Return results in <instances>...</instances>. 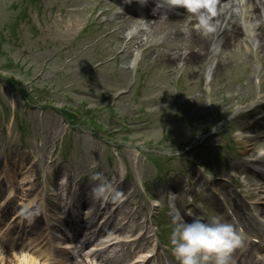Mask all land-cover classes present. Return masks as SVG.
Listing matches in <instances>:
<instances>
[{
  "label": "rangeland",
  "instance_id": "obj_1",
  "mask_svg": "<svg viewBox=\"0 0 264 264\" xmlns=\"http://www.w3.org/2000/svg\"><path fill=\"white\" fill-rule=\"evenodd\" d=\"M259 25L243 24L247 29L232 45L212 42L210 54L193 64L184 57L197 48L177 34L186 26L180 18L147 25L146 18L117 0H0V193L7 185L3 168L14 174L13 196L2 203L0 226L32 199L36 204L26 213L32 217L26 233L39 232L34 214L39 210L62 226L61 221L68 220L62 198L71 200L74 212L87 208L92 198L99 202L92 187L100 178L92 173L100 172L117 192L112 199L123 200L115 208V215L122 217L121 229L105 236L142 232L135 251L118 247L117 264L156 245L151 264H179L168 237L175 216L158 183L178 191L181 199L188 173L203 205L197 214L221 217L219 205L203 187L204 175L183 167L180 155L204 162L213 183L225 185L230 196L235 182L225 179L227 171H240L245 154L264 147V100H256L264 93V50L255 40ZM133 28L137 30L130 37ZM136 52L142 55L134 65ZM172 55L175 60L169 61ZM209 64L214 74L207 84ZM64 110L82 121L67 119ZM91 118L108 136L96 125L91 128ZM240 130L256 135L253 151L234 136ZM202 137L208 146L195 150ZM151 150L156 155L147 154ZM22 172L27 181L21 180ZM253 179L246 175L241 191ZM71 185L78 197L69 195ZM153 199L159 207L151 205ZM85 233L80 231L71 242L83 258L73 256L70 261L93 260L83 253L97 243L81 247ZM156 233L163 244L155 241ZM11 236L9 232L7 239ZM62 237L54 240L63 243ZM24 242L18 237L11 252H5L7 243H0V264H20L23 250L17 245ZM100 255L106 257L94 253Z\"/></svg>",
  "mask_w": 264,
  "mask_h": 264
},
{
  "label": "bare ground",
  "instance_id": "obj_2",
  "mask_svg": "<svg viewBox=\"0 0 264 264\" xmlns=\"http://www.w3.org/2000/svg\"><path fill=\"white\" fill-rule=\"evenodd\" d=\"M132 11V10H131ZM183 13L185 12V16L180 19L183 20L186 24L184 30H177V34L185 39H188L191 44L195 48V53H189L188 56L184 57L185 61H190L193 64H197V62L201 63L202 60L210 54V45L211 43H217L221 46H228L232 45L233 43L237 42L240 36L243 35L245 32V29L243 27V24L247 23V27L254 24L261 23V26L259 25V32L257 36L255 37V40H257L260 44V47L262 50H264V0H219L217 4V13L212 19V28L208 29L203 27L198 17L194 14H191L187 12L186 9H182ZM144 18H146L147 25H151V23L154 21L155 24H158L161 22V20H165L167 18V13L162 10H156V8L153 7L151 10H147L145 12ZM178 18V17H177ZM152 21V22H151ZM137 28H133L132 32L128 36H132L135 34ZM146 31L145 29H141L140 32ZM219 45V46H220ZM194 52V51H193ZM138 59V55H134L133 63H135ZM174 61L173 55L169 58V61ZM213 68L212 66H209L206 71L207 79L212 75ZM264 141V137L262 139ZM246 144L249 142L248 140L244 141ZM264 144V143H263ZM252 148V147H251ZM250 148V149H251ZM252 151V149H251ZM264 157V152L260 153L259 155L253 156V159L256 161H259ZM20 168V166H19ZM7 167H4L2 171H4L5 179H6V187L3 192L0 193L1 195V201H0V209L2 207L3 201L9 200L13 196V187L12 182L14 177L10 171L7 173ZM12 174V175H11ZM264 175V174H263ZM264 181V176L260 177ZM21 180L27 181V176L24 174V172L21 173ZM214 188V187H213ZM254 189L257 190V194H259V198L254 202L253 207L254 211L256 212V215H259L260 212H264V210L260 207L261 204H264V182L260 185H255ZM216 190V189H214ZM217 191V190H216ZM236 198V197H235ZM34 200H29L24 204L25 209L27 210L32 202ZM228 204L232 206L234 209V213L236 217L238 218V221L241 223L242 231L249 232L251 234H254L256 237H264V220L259 219L256 215L249 214H242L239 213L238 210L242 209L241 203L238 202V199H235L234 202L228 200ZM94 206H88L85 208V216H89L93 212ZM104 207V206H103ZM106 210L101 211V213H105ZM22 214L21 210H17L13 216H15V219H10L3 222L0 227V243L5 242L7 243V248L5 249V252L12 251V246L14 245V241H16L17 237H24V246L23 245H17L20 249H22V255L20 256V264H54L55 261H59L63 264H116L111 259L102 257L101 255L98 257H94V254H90L91 259H93L90 262H85L83 259L82 262L79 261H70L69 254H74V249H71L69 252L66 251V249H63V245H57V248H54L51 244V241L49 240V236L45 233L44 239L41 240V237L43 236V233L38 234L37 232L34 235H29L26 233L25 230H23V227H20L19 225L22 224L24 227H28L30 223H32V217H21L19 218L17 214ZM1 214V213H0ZM20 214V215H21ZM0 223L3 220V215H0ZM77 218V216H75ZM17 218V219H16ZM74 219L75 222L79 223L77 219ZM86 218V217H85ZM2 219V220H1ZM23 219V221H22ZM22 221V223H21ZM248 221V222H245ZM19 223L17 225H14V223ZM65 224V223H64ZM66 225V224H65ZM28 229V228H27ZM12 235L7 239L8 234ZM14 233V234H13ZM76 235V233L74 232ZM46 241V242H45ZM247 242H250L249 239L246 240ZM56 244H64V243H56ZM85 241L81 242V247L85 245ZM72 245V244H69ZM68 244L65 246L70 247ZM64 246V247H65ZM247 247L237 246L233 249L232 253L230 254V263L234 261V259H245L249 256V253L246 251ZM258 251H262L259 248H256ZM60 251L62 252L61 256L62 258L56 259L54 256L56 255V252ZM84 253V256L87 255ZM13 254V253H12ZM254 254V253H252ZM17 253L14 251V255L16 256ZM78 256L82 257V253H79ZM263 258H262V257ZM258 256L256 253L252 256L253 259L258 260V264H264V253ZM83 258V257H82ZM251 258V259H252ZM95 260V261H94Z\"/></svg>",
  "mask_w": 264,
  "mask_h": 264
},
{
  "label": "clouds",
  "instance_id": "obj_3",
  "mask_svg": "<svg viewBox=\"0 0 264 264\" xmlns=\"http://www.w3.org/2000/svg\"><path fill=\"white\" fill-rule=\"evenodd\" d=\"M138 2L145 4L147 0ZM217 4L218 0H167L168 6H181L196 15L200 24L208 29L212 28ZM157 6H161L160 0H157ZM92 176L100 178V182L92 187L94 197L109 199L117 194L100 172H93ZM174 219L176 223L170 235V244L179 264H230V254L242 243L241 230L233 222L218 215L207 219L194 216L186 220L177 214Z\"/></svg>",
  "mask_w": 264,
  "mask_h": 264
},
{
  "label": "trees",
  "instance_id": "obj_4",
  "mask_svg": "<svg viewBox=\"0 0 264 264\" xmlns=\"http://www.w3.org/2000/svg\"><path fill=\"white\" fill-rule=\"evenodd\" d=\"M66 116H70L69 111L64 110Z\"/></svg>",
  "mask_w": 264,
  "mask_h": 264
}]
</instances>
